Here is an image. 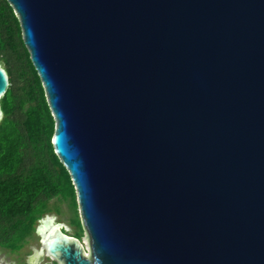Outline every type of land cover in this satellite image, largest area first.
I'll use <instances>...</instances> for the list:
<instances>
[{
	"label": "water",
	"instance_id": "95a60500",
	"mask_svg": "<svg viewBox=\"0 0 264 264\" xmlns=\"http://www.w3.org/2000/svg\"><path fill=\"white\" fill-rule=\"evenodd\" d=\"M8 3L87 250L50 225L26 264H264V0Z\"/></svg>",
	"mask_w": 264,
	"mask_h": 264
},
{
	"label": "trees",
	"instance_id": "16d2710c",
	"mask_svg": "<svg viewBox=\"0 0 264 264\" xmlns=\"http://www.w3.org/2000/svg\"><path fill=\"white\" fill-rule=\"evenodd\" d=\"M0 62L10 82L0 101V248L17 253L53 200L69 201L71 225L82 229L72 178L53 145L55 121L8 0H0Z\"/></svg>",
	"mask_w": 264,
	"mask_h": 264
},
{
	"label": "rangeland",
	"instance_id": "374dc122",
	"mask_svg": "<svg viewBox=\"0 0 264 264\" xmlns=\"http://www.w3.org/2000/svg\"><path fill=\"white\" fill-rule=\"evenodd\" d=\"M50 208L52 209L51 212L46 213L43 218L39 222H49L50 225H57L60 226L64 232L71 236L77 237L82 242L83 246L86 250V238L82 228H77L74 225H71V218L74 216V210L70 207L69 201H58L53 200L50 203ZM76 213L80 216V209L79 207L76 210ZM39 222L36 228L39 226ZM42 234L36 231L27 238L23 247L17 253H10L7 250L0 248V264H26L27 259L32 256L35 252H37L40 248H42L43 244L41 242ZM87 253V250H86ZM45 262H52V264H59L57 261L50 259L49 257L44 258Z\"/></svg>",
	"mask_w": 264,
	"mask_h": 264
},
{
	"label": "bare ground",
	"instance_id": "6f19581e",
	"mask_svg": "<svg viewBox=\"0 0 264 264\" xmlns=\"http://www.w3.org/2000/svg\"><path fill=\"white\" fill-rule=\"evenodd\" d=\"M50 227V223L49 222H43L42 225L38 226V229H39V233L42 234V237L46 231L47 228ZM60 227V226H59ZM46 258V257H45ZM51 259V258H50Z\"/></svg>",
	"mask_w": 264,
	"mask_h": 264
}]
</instances>
